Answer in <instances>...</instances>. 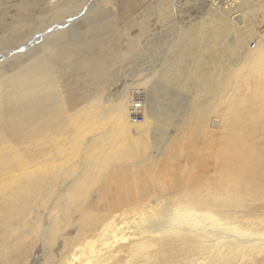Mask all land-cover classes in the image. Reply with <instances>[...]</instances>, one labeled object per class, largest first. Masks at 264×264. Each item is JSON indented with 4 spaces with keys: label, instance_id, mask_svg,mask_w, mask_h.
Returning <instances> with one entry per match:
<instances>
[{
    "label": "bare ground",
    "instance_id": "1",
    "mask_svg": "<svg viewBox=\"0 0 264 264\" xmlns=\"http://www.w3.org/2000/svg\"><path fill=\"white\" fill-rule=\"evenodd\" d=\"M46 1L49 17L19 16L0 29V264H264V34L254 51L225 56L257 32L241 31L255 25V12L264 16V0L221 10L204 0L212 36L225 44L211 41L220 56L212 106L171 102L166 122L156 77L170 65L125 83L109 107L92 86L84 90L88 80L59 88L51 59L70 58L103 93L118 78L111 55L134 49L120 46L117 15L94 0ZM130 1H122L127 13ZM129 20L126 32L145 21ZM138 91L150 100L137 124L130 109ZM189 109L197 110L191 127ZM149 134L151 143L140 141ZM191 141L200 145L189 149Z\"/></svg>",
    "mask_w": 264,
    "mask_h": 264
},
{
    "label": "rangeland",
    "instance_id": "2",
    "mask_svg": "<svg viewBox=\"0 0 264 264\" xmlns=\"http://www.w3.org/2000/svg\"><path fill=\"white\" fill-rule=\"evenodd\" d=\"M104 1L105 0H94V4L96 6L98 5V7H100L102 10L109 12V14L113 16L117 15L118 23L115 24V27L112 28V30L118 33L122 31L121 33L123 35L119 40V44L122 46V48L124 47L123 49L130 50L133 48L134 50H131L132 52H130L126 57H123L120 54V51L117 53L114 52L113 55H111L112 62H108L107 66L111 64L114 65L113 68L115 69V72H117L118 78H114V83L112 85L106 82L103 86V89H105L103 93L97 90L99 87L95 82L96 80H93L91 78L92 76L86 75L85 69H78L76 66L77 63H72L69 60L70 58L64 59L63 62L61 60L54 61L51 59L50 64L55 65L56 69L53 68L54 73L51 72L50 77H52L53 80L58 83L59 88L63 92L68 91L75 82L81 83L88 80L87 84L84 83L83 85L84 90L90 93L92 86L94 97H100L101 100H109L107 103V106L109 107L114 104L115 96L113 94L115 92L121 90L126 84H135L136 82L133 81H135L139 75L144 74L143 77L146 78L153 71H155L157 67H160V64H165V66L170 65L169 69H166V71L161 69L159 75L156 77L159 83L157 88L158 94L156 105L158 106V113L163 122L167 116L163 115L162 113L167 111V106L171 102H173L174 105L179 108L186 102H190L195 105V103H193V98H196L200 100L198 104V110L212 106L213 100L211 96L208 95V91L214 89V87H217V79L215 76L218 62L216 61L220 56L217 52H210L216 47L211 46V41H213V39L216 40L217 45L221 48H224L223 46L225 44L220 40L219 42L217 40L219 38L215 39L212 36L215 33L217 26L215 28L214 23L210 22L211 19H206L203 16V6L206 1L131 0L129 3L131 7V10H129L130 13H127L125 10V4L122 2H125V0H113L109 2L107 0L105 2ZM261 1L262 0H249L248 4L250 7L253 6V8L257 9V6ZM46 2L47 1L44 0V2L35 3L28 0L25 2V4L21 3L15 5L13 3L8 4V2L0 4V29H5V24H7L9 20L19 18V16L26 18L30 22H34L40 17H49L51 12L49 11L48 4H45ZM222 8L223 7H220L219 10ZM237 13L233 14L234 20L238 23H241L237 20V18H235ZM255 13L257 14L255 15ZM255 13L253 14L255 17V25L253 24L252 26H248L249 29L244 28V30L241 32L243 34L248 33V37L252 35L251 32H254L255 30H257V32L244 43V46L242 45L243 43L239 42L232 44L233 52H230L229 50L225 53V56L234 57L240 53L243 55L247 54V50L244 48L246 46L250 50L252 48V51H254L255 48H258L259 38L261 37V34H264V16L259 14V11ZM130 16L133 19L142 18L146 22L144 21L140 28V22H137L136 30H133L132 32H126L127 30L125 28L131 23L129 20ZM78 25H76V27ZM148 25L150 27H148ZM143 27L148 28L143 29ZM81 30H84V28ZM72 31L79 32L80 30L79 28L70 30V32L65 30L64 34L69 35ZM258 35H260V37ZM135 42H137L138 46H135ZM154 65L157 66L154 67ZM198 73L201 74V78L199 79L196 78ZM77 74H81V76ZM186 80L190 83L192 82L193 84L186 86ZM199 83H204V85L199 87ZM139 87L142 86H138L136 89ZM196 89L201 90L196 93V96H194ZM149 100L150 99H148L147 95L146 101ZM228 104V100H225L221 103L223 107L227 106ZM231 104L232 109H234L233 111H235L237 108V105H235L236 103L231 101ZM196 111L197 110L193 111L189 109L187 111L188 113H186V120L190 121V125L188 122L187 125L190 127L194 123V119L191 116L194 115ZM239 111L242 112V109H239ZM182 113L183 110H181L180 114ZM206 118L208 121L210 120V118ZM149 138L150 134L146 137H141L140 141L144 139L145 141H149ZM150 141L152 142L151 139ZM122 143L123 142L121 140L120 142L117 141L116 145L114 146V151H117L119 147H121L120 144ZM203 143L204 142H202V144ZM199 145V143L191 141V147L189 149L193 150L194 146L198 147ZM205 150L203 152H206ZM173 151L174 157L176 158L177 155L175 154V148H173ZM181 154L183 156L186 154V151L183 150ZM170 156L172 157V155L169 154L168 157ZM182 156H180L181 159H183ZM186 161H189L188 158H186ZM170 162L174 161L171 160ZM177 164V170H179L181 164ZM56 166L58 167V165ZM203 174L205 173L201 174L198 172V169H196V173L194 175L201 176ZM36 249V254H41L39 252L40 246L37 245ZM33 251H35V248ZM33 264H41V260H36Z\"/></svg>",
    "mask_w": 264,
    "mask_h": 264
},
{
    "label": "built area",
    "instance_id": "3",
    "mask_svg": "<svg viewBox=\"0 0 264 264\" xmlns=\"http://www.w3.org/2000/svg\"><path fill=\"white\" fill-rule=\"evenodd\" d=\"M235 1L237 0H207V3L211 6L225 7ZM132 100L133 106L130 109L131 120L133 123H142L144 121V103L146 101L144 92H136Z\"/></svg>",
    "mask_w": 264,
    "mask_h": 264
}]
</instances>
